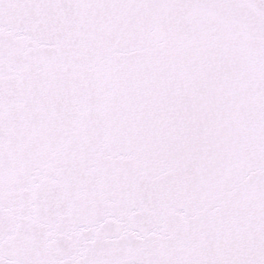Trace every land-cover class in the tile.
Listing matches in <instances>:
<instances>
[{
    "label": "snow or ice",
    "instance_id": "obj_1",
    "mask_svg": "<svg viewBox=\"0 0 264 264\" xmlns=\"http://www.w3.org/2000/svg\"><path fill=\"white\" fill-rule=\"evenodd\" d=\"M0 264H264V0H0Z\"/></svg>",
    "mask_w": 264,
    "mask_h": 264
}]
</instances>
